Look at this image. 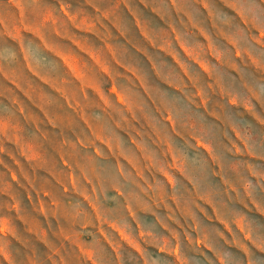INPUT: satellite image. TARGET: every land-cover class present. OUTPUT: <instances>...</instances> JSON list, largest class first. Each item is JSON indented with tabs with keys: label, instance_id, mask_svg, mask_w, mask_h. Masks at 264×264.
<instances>
[{
	"label": "rangeland",
	"instance_id": "374dc122",
	"mask_svg": "<svg viewBox=\"0 0 264 264\" xmlns=\"http://www.w3.org/2000/svg\"><path fill=\"white\" fill-rule=\"evenodd\" d=\"M0 264H264V0H0Z\"/></svg>",
	"mask_w": 264,
	"mask_h": 264
},
{
	"label": "crops",
	"instance_id": "0c3cea01",
	"mask_svg": "<svg viewBox=\"0 0 264 264\" xmlns=\"http://www.w3.org/2000/svg\"><path fill=\"white\" fill-rule=\"evenodd\" d=\"M93 7H95V6H93ZM68 9V8H67ZM64 13L65 14H68L69 15V17H70V26H72V24L79 30V29H82V31H84V28L82 27L81 28V26L79 25V19H77V22L76 21H74V18H71V16H70V14H69V10L67 11L65 8H64ZM45 18V26H46V24H47V22H48V17H44ZM83 18L84 17H82V20H83ZM81 20V21H82ZM52 25V24H51ZM31 29L33 30V31H36V28H35V25H34V23L31 21ZM82 31H81V33H82Z\"/></svg>",
	"mask_w": 264,
	"mask_h": 264
}]
</instances>
